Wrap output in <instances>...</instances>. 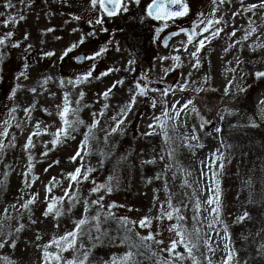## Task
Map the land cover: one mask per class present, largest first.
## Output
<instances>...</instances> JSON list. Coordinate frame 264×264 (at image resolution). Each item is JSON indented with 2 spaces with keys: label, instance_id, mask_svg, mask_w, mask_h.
Wrapping results in <instances>:
<instances>
[{
  "label": "rangeland",
  "instance_id": "1",
  "mask_svg": "<svg viewBox=\"0 0 264 264\" xmlns=\"http://www.w3.org/2000/svg\"><path fill=\"white\" fill-rule=\"evenodd\" d=\"M150 0H142L141 6L136 7L134 5L130 6V11L128 13H121L119 16L107 19L104 27L108 29L107 32L97 31V34L93 37H87L83 45H79L70 55L63 61H58L56 57L52 58H42L37 62V56L43 51H55L57 56L60 55L62 50H64L71 43L77 41L80 36L85 35L87 32L94 30L91 25L88 24L89 19H95L97 15L101 14L99 5L95 9L91 7L90 0H25V4H21L20 0H12V3L16 5L15 8L6 9L3 7L5 0H0V13H4L0 16V37L4 36L5 33L11 31L14 32L13 40L20 42L21 48H11L4 47L6 52H2L0 48V53H2L3 60L0 62V69H2V75H0V126L3 125L5 120L10 119L9 111L12 107H16L17 111L13 114L15 120H12V127L9 129V137L5 140L7 144L11 140L12 135H15L16 146L14 148L8 147L4 154H0V217L4 215V209L8 208V214L13 217L10 222L12 229L18 226V223L25 224L24 230L17 237V246L15 249L6 247L5 249H0V253L7 255L13 264H42V251L41 245L49 242L54 236L58 237L63 235L65 232L73 229V220L78 219L82 215V211L73 210L72 213L60 217V219L54 220L51 216L45 218L43 216V211L46 208L45 200V185L49 183L52 177H55L58 181H62L61 186L53 189V193L57 196L63 195V189L67 187L68 180L66 179L67 173L73 172L76 167L79 166V158L76 162L70 160V157L75 154L79 148L80 142L83 139V133L87 130L85 127H81L77 133H75V139H68L59 145L53 147L50 143L52 139L51 133L55 132L56 128L60 126V121L56 115L57 107L62 101L63 91L58 85L60 78L75 77L83 72H85L92 64V61H84L79 64L75 62V56L78 53H84L85 55H91L95 51H98L102 46L107 45L108 52L101 57H98L95 61L96 73H99L109 69L118 68L119 71L110 73L106 77L101 79H92L89 83L80 86L85 93L83 104L85 107L80 113L81 118L90 124L92 122V113H99L104 111V116L99 117L101 123L96 129V135L103 140L104 131L109 125L113 124L111 117L116 115L118 110L124 106L130 99L129 89L133 87L134 81L139 79V74L141 72H146L150 77L163 80L168 84H174L171 89H178V85L185 81L189 71L192 72V77L188 80V90L181 92L179 90L175 91L173 94L171 91L167 97L162 98L160 93H154L158 103L157 107L153 109L151 105V99L145 97H139L137 104L135 105L133 111L128 115V118L123 127L122 134H117V136L112 138L110 141L115 144L116 147L119 145L118 141L126 138H140L139 134H143L151 131L148 128L149 123H153V116H159L163 112L165 106L171 109V105L179 100L183 104L186 100L192 99L194 102V96L201 93H208L210 91H216L220 94L225 95H235L240 92L236 85L250 89L251 103L256 106L259 112V117L256 118L240 106L236 105H226L219 108L218 113L212 114L210 116H205L199 112V116L195 113H189L187 117L186 125L183 123L184 114L181 113L180 120L176 121L177 131L170 133L173 136V142L178 147L184 150H191L192 155L190 159L185 160L181 165L182 169H186L190 175L185 172L178 170L177 174L183 180L187 179L189 182L190 190L195 195L194 199L199 198L201 201V212L199 215V221L202 227L203 237L205 234L211 236L209 241L213 247L218 243L222 247L226 240H222L225 234L223 232L224 224H226V218L231 222L236 223L237 215L243 213L244 209L240 206V202L234 200L233 198L228 199L227 204L223 205L222 200V185H221V170L218 167L215 169L218 173L217 178L220 181V192H221V202H222V213L221 219L224 221L223 224L217 223L214 225L213 229L207 227L212 216L209 212L204 211L207 205L204 204V199L209 193L206 191L204 179L201 177V171L203 170L207 174L208 184L213 188L215 184L213 183L211 177L212 172L208 171L207 168L201 163V161L207 162L206 158L212 157L213 153L219 149V152L223 153L226 159L231 158L230 164L232 165V170L236 171V158L232 159L230 157L233 149L237 150L241 146L249 147V141L244 138H239V136H229L224 137L221 132L217 133L216 128L221 129V116H231L238 122H243L246 125L251 124L253 120H261L264 122V115L261 114L260 108H264V105H260V101L264 99V80H257L254 73L258 70H264V48H256V45L260 43L257 41V35L264 33V8L255 9L256 15L253 16L252 12L244 11L250 4H259L260 0H244L243 7L241 6L239 0H231L228 3L225 0L224 4H213L212 0H188L191 6V12L189 16L178 19L175 23L170 22L168 30L174 28H180L188 26L194 19H196L199 12H203L205 15L211 13L214 7H218L216 12V18L223 17L221 25L218 27H223L224 32L220 34L218 38L212 39L211 43L206 42V47L199 54L201 65L199 69L191 68L188 63L190 57L187 53H184L180 41L187 39V37L182 33L180 36L174 38L169 47L164 48L161 43H154L152 38L154 35L147 33V35L141 36L137 30H132L128 25V20L134 15V17H144L142 9L144 5H147ZM31 3V7L26 6ZM233 12H239L234 19L232 18ZM23 14L25 16L24 20H19V15ZM10 16L16 17L17 22H9L8 26L5 27L3 21L8 19ZM80 16V20H75L73 17ZM254 21L255 27H258V33L250 36L247 40H243L241 44L235 45V47L229 48V45L235 40H240L245 36L247 31H250L249 21ZM146 22V21H145ZM160 22L155 25L159 26ZM126 27V29L123 28ZM233 27L237 29L236 36L232 37L231 40L228 37V33H231ZM48 28L55 29L54 32H46ZM77 29V31H73ZM25 34L29 35V39L24 41L23 37ZM151 34V35H150ZM163 35V34H162ZM207 35V34H205ZM60 37L61 39H56ZM146 42V50L142 52L140 50L141 42L140 39ZM43 41V43H41ZM108 41L118 42L121 51H115L113 45L108 44ZM264 41V37H262ZM28 44H32V49L27 53L24 49L27 48ZM252 46V47H250ZM181 48L179 53L174 51L175 48ZM225 48H229L226 52ZM253 48H256L253 51ZM189 50H193V46H189ZM146 54V56H144ZM176 55L181 56L183 61L182 68H176L175 71H170L165 75L163 68H169L174 66L172 60L164 61L163 65L160 64L157 59L162 55ZM129 60H136V64L133 67L136 68L135 72H128L125 69L129 66ZM237 60L240 63H237ZM29 64V75L30 80L24 81L28 87H37L38 93L32 94L27 88H22L17 91L15 99L10 100L9 96L11 94V89L15 86L17 81L14 79L18 75L19 71L22 69L23 63ZM229 69H235V72L229 71ZM51 75L53 80L49 81L47 92H44L40 87V83L43 77ZM236 77L233 86L229 89L228 93H225V87L229 80ZM243 77V79H240ZM123 79L125 83L117 85L113 89L111 95L106 100L101 95L105 90H107L116 80ZM191 81H195L192 84ZM207 81V83H205ZM150 86L158 88H168L166 85L160 83H152ZM203 86L206 90L203 92L192 91L195 87ZM80 89L69 88L68 90L72 92L73 99L77 98L78 91ZM51 93H55V96H51ZM167 101L165 105L164 101ZM31 104H35L36 108L30 115L32 119L29 121L28 116L25 115L23 109L29 107ZM104 104H108L109 108L104 109ZM180 105H177L179 108ZM191 107V106H190ZM47 109L52 113L51 116L47 115L43 109ZM197 108V107H196ZM231 113V114H229ZM170 115L174 113L170 112ZM207 121L203 127L200 125L203 123L201 120ZM37 121L41 122V129L45 125H50L48 128V134L41 135L39 137H33L35 147L29 152H25L23 145L26 143L27 136L35 131L34 125ZM17 122H23L22 128H16L15 124ZM172 123L171 121L169 122ZM193 128L196 129L195 134L199 137V141L185 140L184 135L187 134L189 137L192 135ZM140 132V133H139ZM145 136V135H144ZM148 140H155L157 138L161 139V136H146ZM118 143V144H117ZM158 144V142H156ZM101 148L104 147L101 143ZM192 145L188 147L187 145ZM203 145L199 147L197 145ZM95 145V144H94ZM93 145V153L89 156L84 157L85 166H91L95 168L99 165L101 157L99 154L94 155L95 147ZM143 147L142 144L139 145ZM256 146L257 144H253ZM236 147V148H235ZM107 151H112L111 147L106 149ZM48 151V155H42L43 152ZM31 154L33 157V164L35 167L29 171L28 169V155ZM59 161V163H55ZM188 163V164H186ZM243 164L241 161L239 165ZM51 165V167H49ZM48 171H44L45 169ZM8 176L5 178V173ZM22 172L29 173V182H31V176L35 174L39 179L32 185L31 188L25 186L24 177ZM149 177L139 178L136 180L135 190H136V201L133 198L128 202L122 193H115L114 195L107 196L105 199V204L115 201L117 204H123L125 207L115 209L120 211L122 216H128L132 220H139L144 216H156L158 214L159 205L164 202L168 196V191L162 188L163 181L162 177L156 170L151 167L147 169ZM111 172L106 171L104 175L105 179L95 178L97 183H103L107 180L108 175ZM159 175L160 179H154L155 176ZM153 178L151 183H148V179ZM85 184L81 190L86 198H92L89 195V190L93 186L91 181ZM81 186V185H79ZM78 186V187H79ZM75 187V186H74ZM203 192V194H202ZM34 193H39L37 201L31 206V220H36L37 223L32 224L29 219V212L24 209H20V203L24 200L30 198ZM122 194V195H121ZM132 194V192H131ZM89 195V197H88ZM23 197L20 203H17L18 198ZM158 197V199H156ZM167 197V198H166ZM12 204H16L19 212L9 207ZM65 207L67 204L65 203ZM165 208L167 205L165 204ZM82 209V208H81ZM132 209V211H129ZM23 214V218L20 219V214ZM59 227H56V224ZM175 221H154L153 222V234L156 235L157 239H162L163 244L157 245L154 242L151 243L152 251L157 252V259H168L169 254L167 252H161L162 248L170 246L172 238H175L173 232L166 231V228L170 224H174ZM142 235H146L148 230L146 229H136ZM219 232L220 235L217 236L216 233ZM157 233H159L157 235ZM40 235L41 240H36V236ZM202 237V238H203ZM203 240V239H202ZM255 256L259 259L260 264H264V253H257V248L264 242V231L259 237L255 238ZM230 247L233 248L232 244ZM123 249V248H119ZM206 252V249H205ZM226 253L221 252L217 249L215 255L208 253L213 260V264H220V257ZM65 256L70 257L71 252L65 253ZM239 259V258H238ZM240 264H245V261L239 259Z\"/></svg>",
  "mask_w": 264,
  "mask_h": 264
},
{
  "label": "snow or ice",
  "instance_id": "2",
  "mask_svg": "<svg viewBox=\"0 0 264 264\" xmlns=\"http://www.w3.org/2000/svg\"><path fill=\"white\" fill-rule=\"evenodd\" d=\"M228 3H231V0H227ZM241 6L243 7L244 0H239ZM21 4H25V0H20ZM142 0H90L91 7L95 9L97 5H99L100 13L96 16L95 19H89L87 22L89 25L93 27L94 30L87 32L85 35L79 37V39L69 46H67L59 56H57L55 51H43L37 56V62H39L42 58H52L56 57L58 61H63L79 46L85 43L87 37H93L97 34V31L107 32L108 29L104 27L107 19H111L119 16L121 13H128L130 11V6L134 5L136 7H140ZM212 3L217 4V0H212ZM225 0H219V4H224ZM26 6L31 7V3H28ZM6 9L15 8L16 5L12 3V0H5L3 5ZM264 8V0H260L259 4H250L244 11L252 12L253 16L256 15L255 9ZM218 7H214L208 15H205L203 12H199L195 20H193L192 24L188 28L181 27L177 31H172L169 33H165V30L169 28L170 22L175 23L178 19L189 16L191 12V6L188 0H150V2L144 7L143 12L144 16L150 18L152 21L160 22V25L157 26L154 30L153 42L154 43H162L164 48L169 47V41L173 39V37L180 36L182 33L187 37L186 41H180L182 46V50L184 53H187L189 59L188 63L191 68L199 69L201 65V60L199 54L206 47V42L208 44L211 43L212 39L218 38L222 32H224L223 27H218L223 21V17L216 18V12L218 11ZM4 13H0V16H3ZM239 12H233L232 18L234 19ZM75 20H80V16L73 17ZM25 16L23 14L19 15V20H24ZM144 17H141V22H143ZM17 22L16 17L10 16L8 19L3 21L4 26L7 27L9 22ZM254 21H249L250 31H247L245 36H243L240 40L233 41L232 44L229 45V48L235 47L237 44H241L243 40H247L250 36L258 33V27L252 26L254 25ZM264 27V25H261ZM55 29L48 28L46 32H54ZM73 31H77V29H73ZM237 29L233 27L231 33H228V37L231 40L232 37L236 36ZM164 34V35H162ZM207 34V35H205ZM14 36V32H7L4 36L0 37V48L11 47V48H21L22 45L20 42L14 41L12 38ZM262 37H264V33L257 35V41H260L256 45V48H264V41H262ZM24 41L29 39V35L25 34L23 37ZM56 39H61L60 37H56ZM43 43V41H41ZM108 44L113 45L115 51H121L119 43L114 41H108ZM193 46V50H189V46ZM32 44H28L27 48L24 49V52L27 53L32 49ZM252 47V46H250ZM229 48H225L227 52ZM253 48V51L256 50ZM107 45L102 46L98 51H95L91 55L77 56L76 59L78 61H92L91 66L83 73L76 75L75 77L68 78H60L58 81V85L60 89L63 91L62 101L60 104L56 105L57 112L56 115L59 118L60 126L56 128L55 132L51 133L52 139L50 141L53 147L59 145L60 143L68 140L75 139V133L79 131L81 127H85L87 130L83 133V139L80 142L79 148L75 152L73 156L70 157V160L76 162L79 158V166L74 169L73 172L67 173L66 179L68 180V185L63 189V195L57 196L53 193V189L61 186L62 181H58L55 177L49 181L47 185H45V200L46 208L43 211V216L45 218L52 217L54 220H59L60 217L68 215L72 213L73 209L77 205H81L83 208V212L80 218L73 220L74 227L72 230L65 232L61 236H54L49 242L41 245L42 251V264H141V261L138 257H157V252L152 251L151 244L149 242H154L157 245H161L164 243L162 239H157L156 235L153 234V222L154 221H173L176 222L174 224H170L167 226L166 231L173 232L175 238L171 239L170 246L161 249V252H167L169 254L168 259H157L155 260V264H177V261H186L190 260L191 264H204L203 261L196 255V253H200L201 256L204 257V261L206 264H213V260L208 253L215 255L217 249L221 252L226 253L225 255L220 257V264H240L238 259V253L230 247L231 244V235L228 231L227 224H224L223 232L224 236L221 237L222 240H226V242L221 247L218 243L215 247L209 242L211 240V236L207 234L202 238L201 232L202 229L197 227L196 225L200 223L199 215L201 212V201L199 198L195 200V209L194 215L192 217L193 226L189 229L186 226V217L182 214L181 208L177 207L173 204L172 197L169 196L166 201L162 202L159 205L158 214L154 217L152 216H144L139 220H132L128 216H118L114 209L123 208L125 205L117 204L115 201L111 203L105 204V199L107 196H110L112 192L119 186L120 184V171L123 166L124 157L116 156L115 148L116 145L112 144L110 141V137L114 134H122L123 125L125 124L128 115L133 111L135 105L137 104V100L139 97H145L151 99V107L155 109L157 107V99L153 95L154 93H160L161 97H167L169 92L171 91L175 94L176 90L181 92L187 91L189 84L188 80L192 77V72L189 71L187 74V78L184 82L178 85V89H170V88H158L150 86L153 81L151 77L146 72H141L139 74L140 78L134 81L133 87L129 89L130 99L129 101L122 106L116 115L111 117L113 121L112 125H109L107 129H103L104 136L102 143L104 145L103 148L100 147L101 140L96 135V129L99 127L101 121L97 118L104 116V111H100L99 113L93 112L92 122L90 124H86V122L81 118L80 113L85 107H88L86 104H83L85 93L80 86L86 83H89L92 79H101L102 77L108 76L110 73L119 71L118 68H109L98 75H94L96 73V64L95 61L98 57L106 54L108 52ZM176 53L181 51V48L177 47L174 49ZM161 65H163L164 61L172 60L174 62V66L169 68H163L165 75H167L170 71H175L176 68L183 67V61L181 60V56L179 54L176 55H162L157 58ZM3 56L0 53V62H2ZM137 62L136 60H129L128 67L125 71L135 72L136 68L133 67ZM237 63H240L237 60ZM29 64L23 63L22 69L19 71L18 75L14 77L17 81L15 86L11 89V94L9 96L10 100L15 99L17 95V91L22 88H27L28 91L32 94H37V87H28L27 84L23 83L24 81L30 80L29 75ZM231 72H235V69H229ZM0 75H2V69H0ZM255 78L257 80H264V70H258L254 73ZM243 79V77H240ZM53 80L51 75L43 77L39 87L47 92L48 88L46 87L49 81ZM163 80V77H161ZM236 77L233 76L231 80L228 81L225 87V93L227 94L229 89L233 86ZM125 81L123 79L116 80L107 90H105L101 95L104 99H108L111 95L113 89L116 88L117 85H123ZM192 84H195V81H191ZM207 83V81H205ZM80 89L77 94V98L73 99V94L69 91V88ZM240 92H245L246 88L240 85H236ZM206 89L203 86L195 87L192 89L194 92H203ZM51 96H55V93H51ZM165 105L167 101H164ZM177 105H180L177 108ZM260 105H264V99L260 101ZM191 106V107H190ZM104 109H108L109 105L104 104ZM36 105L31 104L29 107H25L23 109L26 116H28L29 121L32 119L30 113L35 110ZM17 111L16 107H12L9 111L10 119L5 120L3 125L0 126V154H4L6 148L16 146L15 135H12L11 140L8 143H5V140L9 137V129L12 127V120H15V116L13 115ZM47 115L51 116L52 113L49 112L46 108L43 109ZM170 112L174 113V115H170ZM260 112L264 115V108H260ZM181 113L184 114L183 123L186 125L187 117L189 113H195L199 116V110L196 108L192 99L186 100L183 104L180 103L179 100H176L172 105L171 109L167 106L164 107L163 112L159 116H153V123H149L148 128L151 131L144 133L145 136H154L159 135L162 138V141L165 145H170L173 141V136L170 133H174L177 131V123L176 121L180 120ZM231 114V113H229ZM224 117L221 116V119ZM203 121V117H201ZM172 122L171 124L169 122ZM23 122H17L15 124L16 128H22ZM207 121H203L200 127H203ZM41 122L37 121L34 125L35 131H32L30 135L27 136L26 143L23 145V149L25 152H29L32 148L35 147L33 137H39L44 134H48V128L50 125H45L43 129H41ZM251 127H258L259 124L256 123L255 120L251 122ZM196 129L193 128L192 135L189 137L187 134L184 135L185 140H193L199 141V137L195 134ZM216 132H221L219 127L216 128ZM96 145L95 151L100 155V165L103 166L105 159H110L116 156L115 164L113 165V169L111 173L108 175L107 180L103 183H97L94 179L91 180L92 187L89 190V195H95V199H88L83 197L79 190V185L83 182L89 181L91 174L96 171L95 168L91 166H85L84 157L89 156L93 153V145ZM188 147H192V145H187ZM199 147H203V145H197ZM111 147L112 151H107ZM167 153V158L169 160H174V152L175 149L169 147L165 149ZM42 155L47 156L48 151L42 153ZM160 160H165L164 155H160ZM226 157L223 153L219 152V149L215 153H213L212 157L206 158L207 162L201 161L205 168L208 171L212 172V181L215 184L213 188L208 184L207 174L202 170L201 177L204 179L206 191L209 193L204 199V204L207 207L204 211L209 212L212 216V219L209 221L207 227L209 229H213L214 225L217 223L223 224L224 221L221 219L222 213V202H221V192H220V181L217 178V171L215 170L217 167L219 170H223L224 161ZM33 157L31 154L28 155V169L31 171L35 165L33 164ZM156 158L142 161L143 164H155ZM55 163H59L56 161ZM51 167V165H49ZM172 165L165 164V174L168 170H170ZM178 170L185 172L187 175L190 173L187 172L186 169L179 168ZM44 171H48L46 168ZM5 178L8 176L6 172ZM22 176L24 177L25 186L31 188L32 185L39 179L38 176L33 174L31 176V182H29V173L22 172ZM159 175L155 176L154 179H160ZM153 178L148 179V183L152 182ZM173 179H175V174H173ZM2 184V182H0ZM245 184L249 187H252L251 178L245 181ZM185 186H190L187 179L184 180ZM75 186V187H74ZM203 194V192H202ZM193 195H195L193 193ZM39 193H34L28 198L24 200L23 203H20V200H23V197L18 198L17 203H20V209H24L28 211L31 220V206L34 205L37 201V197ZM158 199V197H156ZM249 202L252 203L251 196L249 197ZM65 203H67V207H65ZM165 204L167 208H165ZM9 207L16 210L17 212L20 209H17L16 204H12ZM132 211V209H129ZM23 218V214H20V219ZM250 213L245 210L242 214L237 215L236 222L244 223L249 220ZM13 219L12 216L8 214V208L4 209V215L0 217V249H5L6 247L15 249L17 246V237L24 230L25 224L18 223V226L13 230L10 222ZM32 224L37 223L36 220H31ZM112 224H115L116 227L113 229ZM56 227H59V224H56ZM146 229L148 230L146 235H142L136 229ZM264 231V230H261ZM261 231H257L256 236L259 237L261 235ZM159 233H157L158 235ZM217 236L220 235L219 232L216 233ZM42 237L38 234L36 236V240H41ZM203 239V246L206 249V252H201V240ZM105 246L108 248L114 247H125L127 250L122 253L109 252L103 256L96 255V249L98 247ZM183 248L182 252H177L176 249L178 247ZM71 252V256H65V253ZM257 253H264V242H262L257 248ZM0 262L2 264H13V261L7 256H0ZM246 264V262H245Z\"/></svg>",
  "mask_w": 264,
  "mask_h": 264
},
{
  "label": "trees",
  "instance_id": "3",
  "mask_svg": "<svg viewBox=\"0 0 264 264\" xmlns=\"http://www.w3.org/2000/svg\"><path fill=\"white\" fill-rule=\"evenodd\" d=\"M145 6L146 5L143 7ZM128 20L132 21L130 24L128 22V25L126 24V26H130L132 30L136 29L137 33L139 32L141 36L145 34L147 35L149 31L150 33H153L156 28L155 25L158 24L157 21H152L146 16L143 19V22H141L140 17H134V15H132V17ZM123 28L126 29L125 26H123ZM140 39H142L140 40L141 42H139L141 43L140 50L145 52L143 50H146V42L148 41H145L143 37ZM1 51L6 52V49L2 48ZM144 56H146V54H144ZM209 93L210 94L201 93L194 96L195 106L199 112L206 117L212 114L216 115L220 107L230 104L240 106L246 112L255 115L256 118L259 117L258 109L251 103L252 91L248 88H246L245 92H237L238 94L232 96L220 94L216 91H210ZM256 123L259 124V126L253 128L250 126L251 124L246 125L243 122H238L236 119L228 115L222 119L220 125L221 133L224 137L239 136V138H244L245 140L247 139L249 141L248 145H251L244 148L238 146L239 148L237 150L233 149L234 151H232L230 157H232V159L236 158V171L231 169L232 165L229 163L231 158H228L225 159L224 168L220 174L224 207L227 204L228 199L233 198L234 200L237 199V201L240 202V206L244 209V211L247 210L250 213L251 218L244 223H234L226 218V224L231 235V244L233 249L238 253V258L245 261L246 264H260L259 259L255 256V238L257 231L264 230V122L257 120ZM115 136H117V134L113 135V137ZM139 136V139L130 137L118 141V143H120L115 148L116 156L124 157L125 159L120 171V184L111 195L119 192L123 194L128 202L130 201V203H133L131 202L133 198L136 201V180L139 178L149 177L150 174L148 175L146 170L153 167L162 177V180H164L162 188L164 187L165 190L168 191L169 196L172 197L173 204L181 208L182 214L186 217V226L191 229L193 226L192 217L194 215L195 199L192 195L190 187L185 186L184 180L177 174L178 169L182 166L181 164L185 162V160L190 159L192 155L191 150H184L183 148L178 147L177 144L175 145L173 141L170 145H165L159 138L155 140H148L146 139L147 137L141 133ZM156 142H158V144ZM140 144H142L143 147H140ZM253 144H257L259 148L252 146ZM101 145L102 144H100V147ZM169 147L175 149L174 160H169L167 158L166 151H164ZM96 154L97 153L95 151L94 155ZM160 155H164L165 160H160ZM116 156L110 159H105L103 166L99 163V165L95 167L96 171L91 174L89 181L92 179L95 180V178H97V180H99V178L104 180L105 177L101 174L106 173V171H112ZM153 157H155L157 161L155 164L142 163V161L152 159ZM240 161L243 163L241 166L239 165ZM165 164L172 165L171 169L168 170L166 174ZM173 174H175V179H173ZM249 178H251L252 187L245 184V181ZM89 181L83 182L81 186H79L80 193L83 197L87 196L83 195L81 188L85 184L90 183ZM250 196L253 201L252 203L249 202ZM95 198V195H92V198L90 199ZM81 208V205H77L73 210L83 212V208ZM113 211H115L118 216H122L120 211H116L115 209ZM196 226L202 229L200 223ZM112 227L114 229L116 225L112 224ZM262 232L263 231H261V233ZM201 235L203 237L202 232ZM119 248L120 247L108 248L101 246L95 251L96 255L103 256L109 252H116L119 254L127 250L125 247H121L123 248L122 250ZM176 251L182 252V246L178 247ZM200 251L205 252L203 240H201ZM196 255L204 262V264H206L204 257L201 256L199 252L196 253ZM0 256L4 255L0 253ZM138 259L141 261V264H155L154 257L149 258L141 256L138 257ZM0 264H2V262H0ZM177 264H191V261H177Z\"/></svg>",
  "mask_w": 264,
  "mask_h": 264
},
{
  "label": "water",
  "instance_id": "4",
  "mask_svg": "<svg viewBox=\"0 0 264 264\" xmlns=\"http://www.w3.org/2000/svg\"><path fill=\"white\" fill-rule=\"evenodd\" d=\"M195 20V19H194ZM193 22V21H192ZM192 22L188 25V26H184V28H188V27H190L191 26V24H192ZM181 28V27H180ZM179 28H174V29H171V30H168L167 32H165V33H169V32H172V31H177ZM164 35V34H163ZM177 37V36H176ZM176 37H173V39L174 38H176ZM172 39V40H173ZM171 40V41H172ZM171 41H169V44H170V42ZM161 45H162V43H161ZM163 46V45H162ZM85 54L84 53H78L76 56H75V62L76 63H79V64H81V63H83V62H81V61H78L77 59H76V57L77 56H84ZM151 79H152V81H153V83H160V84H163V85H166L168 88H172L173 86H174V84H168V83H166V82H164V81H161V80H159V79H157V78H153V77H151Z\"/></svg>",
  "mask_w": 264,
  "mask_h": 264
}]
</instances>
